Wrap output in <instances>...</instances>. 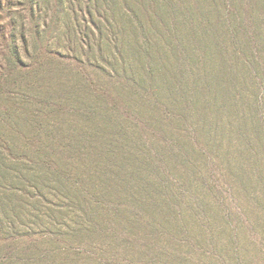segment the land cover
<instances>
[{
  "label": "trees",
  "instance_id": "16d2710c",
  "mask_svg": "<svg viewBox=\"0 0 264 264\" xmlns=\"http://www.w3.org/2000/svg\"><path fill=\"white\" fill-rule=\"evenodd\" d=\"M45 2L23 0L28 38L16 0H0V89L36 76L44 100L1 92L0 147L36 168L32 188L70 194V264L78 244L84 258L150 257L183 229L185 195L215 205L247 163L264 180V0H67L62 52L43 42Z\"/></svg>",
  "mask_w": 264,
  "mask_h": 264
},
{
  "label": "rangeland",
  "instance_id": "374dc122",
  "mask_svg": "<svg viewBox=\"0 0 264 264\" xmlns=\"http://www.w3.org/2000/svg\"><path fill=\"white\" fill-rule=\"evenodd\" d=\"M16 3L11 17L18 29L24 27L26 37L30 38L27 8L23 0ZM43 7L47 13L45 25L40 28L43 42L48 41L50 47L62 52L70 45V34L64 28L70 27V7L67 0L63 7L46 0ZM29 48L32 51V45ZM32 54L35 57V51ZM8 59L6 43L0 37L1 81L10 74ZM38 80L36 76L33 78L35 84L31 90L23 85H7L0 89V94L9 92L16 102L24 100L42 105L44 100L35 97L34 85ZM243 169L246 175L239 182L219 179L230 189L220 202L214 200L215 205L206 206L205 200L188 201L189 196L185 195L177 218L184 227L170 232L171 239L162 242L163 251L144 258L121 254L116 261L119 264H264V180L258 181L253 176L258 169L251 163ZM28 174H36V168L10 158L0 147V264H70V239L58 241L64 231H70V194L50 183L39 182L32 188L25 181ZM74 247L79 264H92V258L104 264H118L115 260L98 258L88 249L90 258H84L85 247L79 244Z\"/></svg>",
  "mask_w": 264,
  "mask_h": 264
}]
</instances>
